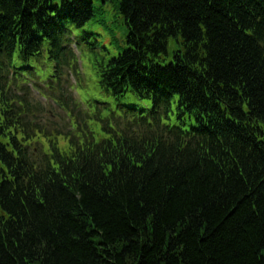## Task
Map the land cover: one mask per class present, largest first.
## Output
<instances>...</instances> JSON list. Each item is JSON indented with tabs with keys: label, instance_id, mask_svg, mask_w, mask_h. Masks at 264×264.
<instances>
[{
	"label": "trees",
	"instance_id": "16d2710c",
	"mask_svg": "<svg viewBox=\"0 0 264 264\" xmlns=\"http://www.w3.org/2000/svg\"><path fill=\"white\" fill-rule=\"evenodd\" d=\"M235 1L121 0L132 47L120 67L114 62L102 67L101 84L120 100L141 95L130 78L146 77L151 84L145 91L159 87L205 103V97L228 96L264 118V53L244 35L261 26L256 14L264 4L251 0L245 10ZM92 6L90 0H0V28L13 40L18 32L24 38L42 32L53 53L62 49L55 25L68 16L82 26L83 13L90 18ZM186 34L204 36L206 45L198 53L203 60L210 53L208 66L191 63L188 72L178 58L165 54L170 36L186 42ZM2 136L0 130V221H22L8 231L10 247L0 236V264H264V152L251 143V150L222 148L213 159L180 160L166 152L138 168L136 155L142 162L160 152H130L128 141L122 146L127 150L103 155L97 172L70 165L74 189L68 191L34 171L17 135ZM28 204L34 206L29 212ZM92 229L99 241L104 230L112 242L107 256L90 243L86 234Z\"/></svg>",
	"mask_w": 264,
	"mask_h": 264
},
{
	"label": "bare ground",
	"instance_id": "6f19581e",
	"mask_svg": "<svg viewBox=\"0 0 264 264\" xmlns=\"http://www.w3.org/2000/svg\"><path fill=\"white\" fill-rule=\"evenodd\" d=\"M250 1L251 0H236L235 3H241V5H243L244 8H245V10H246V7H247V5H248V3ZM260 2L262 3V5L264 4L263 3L264 0H262ZM262 9L264 10V7ZM235 23H237V22L235 21ZM26 30H28V28H26ZM251 31H252L253 34L252 35H246V34H244L245 37L250 41V44L253 46V48L256 51L262 50L263 49L262 46H264V26L255 25V26H253L251 28ZM154 38L155 39H159V37H154ZM185 38H186V44L190 48V51L192 53L199 52L206 45V39L204 38V36L202 34H200L199 37H197L196 35H191V34L188 35V34H186ZM196 62L198 63V60ZM202 62H203V64H202L201 67L208 66L210 64L209 57H206ZM206 70H208V69L206 68ZM204 92H205V89H204ZM22 168L23 167H20V170ZM26 208H27V211L29 212L32 208H34V206L28 204L26 206ZM14 214L18 217V215L16 213H14ZM20 221H22V220H20L19 217H18V219L6 220L5 225H7L9 228H13ZM2 222H4V221H0V223H2ZM104 233H105L104 230H102L101 231V235H102V237L104 239L103 240H100V241L97 238L98 232L96 230H94V229L89 230V232L86 235H87V237L90 238V243L95 247V250L98 251L99 253L105 254L107 256L108 255L107 249L109 247H111L113 244H111L112 242L107 241V239L105 238ZM0 236L2 238L1 240H2V242L4 244V246L6 248L7 247H10L9 242L7 240H4L5 232L2 229H0ZM140 241L147 243L148 240H146L145 237H141L140 238ZM117 249H118V251H121V250L123 251V248L121 249L118 246H117ZM109 250L110 251H116V249H109ZM165 253L167 254L168 253V250Z\"/></svg>",
	"mask_w": 264,
	"mask_h": 264
},
{
	"label": "clouds",
	"instance_id": "9594fccd",
	"mask_svg": "<svg viewBox=\"0 0 264 264\" xmlns=\"http://www.w3.org/2000/svg\"><path fill=\"white\" fill-rule=\"evenodd\" d=\"M80 62V74L84 81L83 85L79 89V94L82 99H87L88 96L99 94L102 90L100 85V73L95 67L93 62V54L87 50H84L79 57ZM95 89V91H94Z\"/></svg>",
	"mask_w": 264,
	"mask_h": 264
},
{
	"label": "rangeland",
	"instance_id": "374dc122",
	"mask_svg": "<svg viewBox=\"0 0 264 264\" xmlns=\"http://www.w3.org/2000/svg\"><path fill=\"white\" fill-rule=\"evenodd\" d=\"M95 5L97 7V15L98 17H101L102 15H104V17L107 18L108 22L112 23L113 27L116 28L117 25H116V21H115V15H114V10H113V7L112 6H106V12H103L101 14V9L99 8V1L98 0H95ZM94 28L98 31H102L104 32V28L101 26V25H95Z\"/></svg>",
	"mask_w": 264,
	"mask_h": 264
}]
</instances>
